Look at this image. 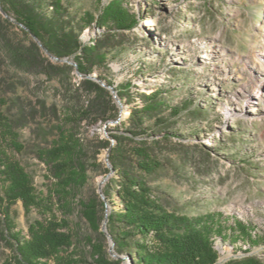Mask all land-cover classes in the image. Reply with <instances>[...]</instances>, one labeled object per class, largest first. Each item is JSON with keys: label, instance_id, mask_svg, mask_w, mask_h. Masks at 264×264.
Here are the masks:
<instances>
[{"label": "rangeland", "instance_id": "1", "mask_svg": "<svg viewBox=\"0 0 264 264\" xmlns=\"http://www.w3.org/2000/svg\"><path fill=\"white\" fill-rule=\"evenodd\" d=\"M70 1L74 9L82 7L96 15L109 0ZM122 2L138 23L122 31L125 44L118 47L119 55L109 60L108 70L95 69L93 73L112 81L116 93L121 84L131 81L130 93L135 103L140 102L137 92L149 94L159 88L167 102L179 108L177 113L167 110L166 128L181 135H156L160 140L156 153L160 166L148 176L150 184L158 188L160 199L176 215L223 214L224 239L217 233L213 236L218 251L214 264L245 255H255L264 262V0ZM20 28L0 6V116H17L22 110L27 120L24 127L15 129L23 146L20 152L9 149L1 128L0 143L24 166L35 189L46 192L51 180L34 148L41 143V130L51 132L56 120L50 111L44 115L40 104L55 106L61 122L65 121L63 110L69 106L68 92L83 75L64 67V77L51 78L36 69L14 67L4 57L7 40L23 44L29 37L34 40ZM101 31L86 27L81 38L88 41L100 36ZM44 55L56 65L70 64L45 51ZM121 102L123 120L129 111L127 101ZM116 123L109 120L91 127L81 123L78 136L110 138ZM49 135L52 139V133ZM108 163V150L102 148L88 169L87 181L75 202L102 195L113 174L102 170L109 167ZM116 188L111 189L114 202L103 197L107 211L119 205ZM54 208L56 215L61 216V211ZM76 210L66 216L65 229L72 235L67 262L94 264L96 247L92 241L97 235ZM42 216L36 208L26 215L18 200L10 207L9 225L27 239L29 221ZM234 219L250 228L251 240L238 228L228 226ZM2 222L0 214V264H19L12 243L1 233ZM104 225L105 221L100 225L101 231L105 230ZM97 244L118 257L107 234ZM123 264L132 263L126 259Z\"/></svg>", "mask_w": 264, "mask_h": 264}, {"label": "trees", "instance_id": "2", "mask_svg": "<svg viewBox=\"0 0 264 264\" xmlns=\"http://www.w3.org/2000/svg\"><path fill=\"white\" fill-rule=\"evenodd\" d=\"M73 5L70 0H0L2 10L15 19L24 34L36 37L50 54L72 58L82 75H91L95 69L108 70L109 60L116 58L118 47L125 44L122 31L133 28L138 23L137 18L122 0H109L96 15L82 7L74 9ZM91 26L102 30L100 36L83 41L84 29ZM4 49L5 59L16 68L36 69L51 78L64 77V67L74 70L73 65L60 66L50 62L42 47L30 37L24 44L7 40ZM99 78L113 85L105 77L99 75ZM131 87L132 82L126 81L117 90L121 100L127 101L129 112L112 128L110 138L78 136L81 123L91 127L119 117V107L110 90L92 78L83 76L68 92L69 106L63 110L65 121L61 122L55 106L40 104L42 113L45 115L50 111L56 120L51 132L41 130V143L34 148V154L46 165L51 180L46 192L35 189L24 166L0 143L1 233L12 243L19 264H70L67 249L72 245V235L65 229L66 216L73 214L75 209L97 235L92 241L96 247L94 264H123L126 259L132 264L216 263L218 251L213 236L217 233L224 239L222 229L226 220L223 214L176 215L168 210L160 199L158 188L148 180L160 166L156 156L160 140L156 135L167 138L169 134H178L166 128V112L177 113L179 108L169 104L159 88L149 94L137 92L140 102L135 103ZM26 123L22 110L17 116H0V128L13 152L23 148L15 129ZM51 133L52 139L49 138ZM102 148L108 150L111 165L102 170L107 174L112 169L113 174L101 196L95 194L75 202L87 181V171ZM113 186L117 187L119 205L108 211L106 231L118 257L97 244L106 237L100 230L107 210L103 197L114 202L111 199ZM18 200L26 215L33 208L43 215L29 221L27 239L21 238L9 225L10 207ZM54 207L61 211V216L56 215ZM228 226L238 228L252 239L250 228L240 220L234 219ZM220 264L264 262L255 255H245Z\"/></svg>", "mask_w": 264, "mask_h": 264}, {"label": "water", "instance_id": "3", "mask_svg": "<svg viewBox=\"0 0 264 264\" xmlns=\"http://www.w3.org/2000/svg\"><path fill=\"white\" fill-rule=\"evenodd\" d=\"M3 12H4V11H3ZM4 14H7V13L4 12ZM7 15H8V14H7ZM33 38H34L35 41L38 42V44L43 48V50L45 51V53L48 54L50 57H52V58H54V59H56V60L69 62L70 64H72V65L74 66V70L77 71L78 73H80V72L78 71V69H77V64H76V62H75L73 59L70 61L69 57L58 58V57H56V56L50 54V53L48 52V50H47L44 46H42V45L39 43V41H38V39H37L36 37L33 36ZM83 76H85V77H89V78H92V79L98 81L101 85H103L104 87H106L107 89L110 90V92H111V94H112V96H113V98H114L116 104H117L118 107H119V117H118L117 119L113 120V121H115V122H118V121L120 120V117H121L120 110H121L123 104H122L121 100L119 99V97L117 96V93L113 91L114 89H113L112 85H109L107 82L102 81V80L99 78V76H97L95 73H93V74H91V75H83ZM108 166H109V168H111V165H110L109 163H108ZM111 171H112V169H111ZM107 213H108V211L106 210L105 220H104L105 223H106V216H107ZM104 228H105L104 232L109 236V234H108L107 231H106V227H105V225H104ZM109 237H110V236H109Z\"/></svg>", "mask_w": 264, "mask_h": 264}]
</instances>
